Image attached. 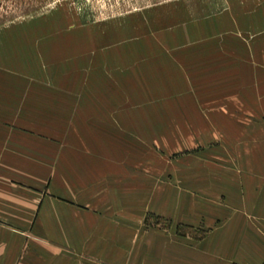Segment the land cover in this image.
<instances>
[{"label": "crops", "instance_id": "1", "mask_svg": "<svg viewBox=\"0 0 264 264\" xmlns=\"http://www.w3.org/2000/svg\"><path fill=\"white\" fill-rule=\"evenodd\" d=\"M233 66L206 138L217 148L157 190L124 141L52 140L18 85L3 89L0 61V264H264V36ZM148 211L171 227L141 232Z\"/></svg>", "mask_w": 264, "mask_h": 264}, {"label": "rangeland", "instance_id": "2", "mask_svg": "<svg viewBox=\"0 0 264 264\" xmlns=\"http://www.w3.org/2000/svg\"><path fill=\"white\" fill-rule=\"evenodd\" d=\"M262 30L264 0H0L3 89L18 85L68 149L97 134L140 151L132 169L158 190L217 148L225 70ZM171 225L148 211L141 232Z\"/></svg>", "mask_w": 264, "mask_h": 264}, {"label": "trees", "instance_id": "3", "mask_svg": "<svg viewBox=\"0 0 264 264\" xmlns=\"http://www.w3.org/2000/svg\"><path fill=\"white\" fill-rule=\"evenodd\" d=\"M181 229H183V228H181V227L179 228V234H180V235L187 236L188 234H183L182 231H181Z\"/></svg>", "mask_w": 264, "mask_h": 264}]
</instances>
